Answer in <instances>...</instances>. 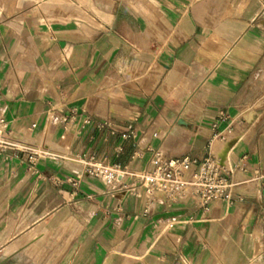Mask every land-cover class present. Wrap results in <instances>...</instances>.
<instances>
[{"label": "crops", "instance_id": "1", "mask_svg": "<svg viewBox=\"0 0 264 264\" xmlns=\"http://www.w3.org/2000/svg\"><path fill=\"white\" fill-rule=\"evenodd\" d=\"M0 116L44 152L0 150V264H264V0H0ZM156 149L244 164L242 201L143 216L82 174Z\"/></svg>", "mask_w": 264, "mask_h": 264}, {"label": "built area", "instance_id": "2", "mask_svg": "<svg viewBox=\"0 0 264 264\" xmlns=\"http://www.w3.org/2000/svg\"><path fill=\"white\" fill-rule=\"evenodd\" d=\"M55 110L54 106L49 108L48 120ZM224 119L226 116L219 115L218 120L212 124V128L217 130L219 122ZM61 121H66V117H63ZM83 123H88V121L84 120ZM135 136L133 130L122 135L124 139ZM217 137L222 136L218 132L215 133L208 142V149ZM7 149L28 154L30 160L44 154V152L11 141L7 131V122L0 116V150ZM80 162L82 174L100 179L107 192L120 190L140 199L143 216L153 213L158 204H170L188 197L195 199L200 206L215 202L231 205L242 201L241 196L234 195L236 183L233 175L236 169L246 171V166L241 163L236 167L229 163L224 165L210 151L201 161H196L187 157L166 158L159 149H156L152 151L147 167L132 173L134 181L128 184L123 181L126 174L130 173L127 166L118 163L110 164L94 155L83 157ZM193 164H196V169L188 174ZM253 175L255 180H264V172L258 169L253 171Z\"/></svg>", "mask_w": 264, "mask_h": 264}]
</instances>
